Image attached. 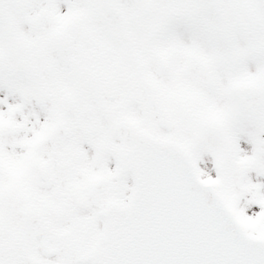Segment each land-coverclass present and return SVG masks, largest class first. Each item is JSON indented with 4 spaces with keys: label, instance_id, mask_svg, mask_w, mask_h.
Masks as SVG:
<instances>
[{
    "label": "snow or ice",
    "instance_id": "obj_1",
    "mask_svg": "<svg viewBox=\"0 0 264 264\" xmlns=\"http://www.w3.org/2000/svg\"><path fill=\"white\" fill-rule=\"evenodd\" d=\"M0 264H264V0H0Z\"/></svg>",
    "mask_w": 264,
    "mask_h": 264
}]
</instances>
